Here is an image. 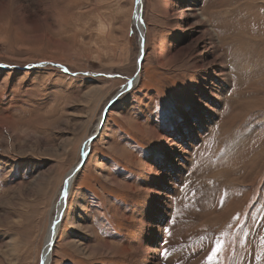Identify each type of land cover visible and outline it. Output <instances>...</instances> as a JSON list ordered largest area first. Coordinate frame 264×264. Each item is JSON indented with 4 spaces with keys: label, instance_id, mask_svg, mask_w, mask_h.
<instances>
[{
    "label": "rangeland",
    "instance_id": "obj_1",
    "mask_svg": "<svg viewBox=\"0 0 264 264\" xmlns=\"http://www.w3.org/2000/svg\"><path fill=\"white\" fill-rule=\"evenodd\" d=\"M135 9L0 0V264H41L110 103L49 264H264V0H143L117 96Z\"/></svg>",
    "mask_w": 264,
    "mask_h": 264
},
{
    "label": "water",
    "instance_id": "obj_2",
    "mask_svg": "<svg viewBox=\"0 0 264 264\" xmlns=\"http://www.w3.org/2000/svg\"><path fill=\"white\" fill-rule=\"evenodd\" d=\"M143 9V0H137L136 1V9H135V21L138 22L139 20H142V16H141V10ZM140 17V18H139ZM135 25L137 26V24L135 23ZM138 28V26H137ZM139 31V35H140V49L141 52L140 54L142 55L141 57L139 56V63H138V70H140V66H141V62L143 59V55H144V39H145V34L144 31H141L140 29H138ZM141 71V70H140ZM137 75V74H136ZM139 78V75H138ZM133 84V81L130 79H128V82L124 85V87L121 89V91L118 92L117 96L122 93L123 91L127 90L128 88H130ZM111 106V103L106 107L104 113H103V117L100 120L98 126H97V130L95 133H93L90 138L88 139V149L84 150V152L82 153V158L80 160L79 166L74 170V174L76 175V173H78V171L80 170L81 166L83 165L89 151H90V147H91V142L92 140L100 133L101 129H102V125L104 123L107 111L109 109V107ZM65 187V186H64ZM63 187V189H64ZM70 185L67 187L66 190H64L63 193V207L60 211L57 212V219L55 218V221L53 223V225H51V227H49L48 231H47V235L45 238V242H44V246H43V254H42V258H41V264H48L50 263V254L53 251V247H54V243L56 241L57 235H58V231L59 228L61 226V222H62V218L64 216V211L66 209V205H67V201H68V197L70 195ZM56 216V215H55ZM47 256L49 261L47 260Z\"/></svg>",
    "mask_w": 264,
    "mask_h": 264
},
{
    "label": "bare ground",
    "instance_id": "obj_3",
    "mask_svg": "<svg viewBox=\"0 0 264 264\" xmlns=\"http://www.w3.org/2000/svg\"><path fill=\"white\" fill-rule=\"evenodd\" d=\"M137 1V0H136ZM141 16H142V10H141ZM140 18V17H139ZM136 20V19H135ZM135 23L137 24V26H138V29H140L141 31H144V34H145V30H144V24H143V21L142 20H139L138 22H136L135 21ZM141 38V37H140ZM141 52V51H140ZM142 55L140 54V57H141ZM139 63V62H138ZM140 70H141V66H140ZM140 70H139V72L137 73V75H136V77H134V78H131V80L133 81V84L134 83H136V81L138 80L137 78H138V75H139V73H140ZM88 149V142H86L85 143V145H84V149H83V152H84V150H87ZM79 166V164L77 165V166H75L71 171H69V173H67V176H66V179H65V187H64V189L62 188V192H60L61 193V195H60V199H59V203L57 204L58 206H56L57 207V212L58 211H60L61 209H62V207H63V193H64V190H66L67 189V187L70 185V187H72V184H73V182H74V180H75V177H76V175L74 174V170L77 168ZM77 174V173H76ZM55 211V212H56ZM64 217V216H63ZM55 218L57 219V213H56V216L51 220V224H50V227H51V225H53V223H54V221H55ZM62 220H63V218H62ZM51 257H52V252H51V254H50V257H49V259L51 260ZM49 259H48V256H47V260L49 261ZM49 264V263H48Z\"/></svg>",
    "mask_w": 264,
    "mask_h": 264
},
{
    "label": "snow or ice",
    "instance_id": "obj_4",
    "mask_svg": "<svg viewBox=\"0 0 264 264\" xmlns=\"http://www.w3.org/2000/svg\"><path fill=\"white\" fill-rule=\"evenodd\" d=\"M222 248V243L220 240H216L215 246L211 249L210 253L207 255V264H216V258L220 253Z\"/></svg>",
    "mask_w": 264,
    "mask_h": 264
}]
</instances>
